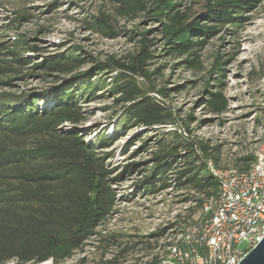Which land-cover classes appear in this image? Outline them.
I'll return each instance as SVG.
<instances>
[{"label": "rangeland", "instance_id": "374dc122", "mask_svg": "<svg viewBox=\"0 0 264 264\" xmlns=\"http://www.w3.org/2000/svg\"><path fill=\"white\" fill-rule=\"evenodd\" d=\"M140 1L119 6L107 0H0V100L25 109L37 98L40 109H51L76 83L72 90L88 95L78 100V111L61 114L58 129L78 133L85 145L96 147L115 197L90 241L40 264L168 260L177 235L202 217V209L182 202L183 192L148 188V152L158 138L177 131L198 148H209L207 164L221 168L240 167V159L264 139V0H254L248 14L225 24L205 20L203 0L173 1L176 14L163 23L152 21L149 5ZM195 22L214 30L205 36L191 32V40L204 39L206 46L169 56V29ZM145 46L151 58L145 76L135 81L164 103L175 125L146 130L128 124L106 74H96L99 65L127 63ZM54 58L66 60L68 73L43 70ZM78 58L84 64L75 68L71 60ZM87 79L93 86L79 90ZM28 142L0 134L8 148L30 150ZM113 240L119 245L112 246Z\"/></svg>", "mask_w": 264, "mask_h": 264}, {"label": "trees", "instance_id": "16d2710c", "mask_svg": "<svg viewBox=\"0 0 264 264\" xmlns=\"http://www.w3.org/2000/svg\"><path fill=\"white\" fill-rule=\"evenodd\" d=\"M107 1L126 6L132 0ZM173 1L181 0L140 2L149 5L148 12L152 14L148 17L152 21L163 23L172 13L176 14ZM203 1V17L216 24L232 23L248 14L256 3L254 0ZM193 31L202 36L214 32L213 28L198 22L169 29L167 54L173 56L203 49L207 41L191 40ZM150 58L149 48L145 46L127 61L128 64L113 61L99 65L95 70L97 75L106 74L105 79L111 85L108 90L114 101L122 105L128 124L146 130L175 125L174 115L164 103L135 81L136 76H145L144 67ZM65 61L50 59L43 70L49 75H65L68 73L64 70ZM71 63L80 68L84 61L78 58ZM87 80L78 85L79 90L93 86ZM71 84L51 109L46 106L40 109L35 104L37 98L25 109L22 105L5 104L0 100V134L29 141L26 146L31 147L30 150L12 149L0 143V264L9 261L40 264L55 260L65 250L77 249L94 237L96 228L114 206V193L107 183L108 173L104 172L101 159L95 156L96 147L85 145L78 133L58 129L61 114L78 111V100L88 95L72 90L70 86L74 87L76 83ZM98 88H101L100 92L107 90ZM37 121L40 124L33 126ZM209 150L198 148L196 142L177 131L159 137L158 145L148 152V188L183 192L182 202L198 204L202 209L203 204L216 197L218 192V182L207 165ZM252 160V155L248 154L240 159L242 165L237 168L246 169ZM111 244L119 245L115 240ZM160 262L156 257L145 264Z\"/></svg>", "mask_w": 264, "mask_h": 264}, {"label": "built area", "instance_id": "2783aa9c", "mask_svg": "<svg viewBox=\"0 0 264 264\" xmlns=\"http://www.w3.org/2000/svg\"><path fill=\"white\" fill-rule=\"evenodd\" d=\"M246 169L221 168L209 161L218 182L216 197L202 217L177 235L168 260L160 264H239L264 238V139Z\"/></svg>", "mask_w": 264, "mask_h": 264}, {"label": "water", "instance_id": "95a60500", "mask_svg": "<svg viewBox=\"0 0 264 264\" xmlns=\"http://www.w3.org/2000/svg\"><path fill=\"white\" fill-rule=\"evenodd\" d=\"M239 264H264V238L240 261Z\"/></svg>", "mask_w": 264, "mask_h": 264}]
</instances>
